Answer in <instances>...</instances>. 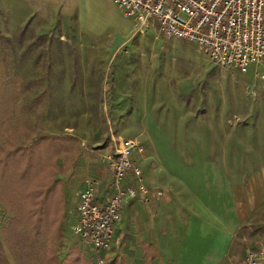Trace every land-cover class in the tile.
Wrapping results in <instances>:
<instances>
[{"label": "rangeland", "instance_id": "obj_1", "mask_svg": "<svg viewBox=\"0 0 264 264\" xmlns=\"http://www.w3.org/2000/svg\"><path fill=\"white\" fill-rule=\"evenodd\" d=\"M0 38V264H93L74 212L88 177L110 198L113 139L143 147L132 159L161 192L126 201L116 242L129 246L113 264H152L130 249L145 241L180 247L157 264H203L223 227L234 233L215 264L263 241V74L138 31L112 0H0Z\"/></svg>", "mask_w": 264, "mask_h": 264}, {"label": "built area", "instance_id": "obj_2", "mask_svg": "<svg viewBox=\"0 0 264 264\" xmlns=\"http://www.w3.org/2000/svg\"><path fill=\"white\" fill-rule=\"evenodd\" d=\"M126 18L141 31L154 24L168 40L184 41L204 51L220 67L254 76L264 75V0H112ZM143 153L135 140L113 139L112 152L104 156L112 173V194L105 204L98 199L99 182L84 180L75 206L74 236L85 241L96 264H105L114 229L127 200L148 205L150 192L161 196L158 187L143 184L141 169L132 154ZM264 228V227H263ZM235 264H264V239Z\"/></svg>", "mask_w": 264, "mask_h": 264}, {"label": "crops", "instance_id": "obj_3", "mask_svg": "<svg viewBox=\"0 0 264 264\" xmlns=\"http://www.w3.org/2000/svg\"><path fill=\"white\" fill-rule=\"evenodd\" d=\"M99 193H100V188L98 190V198L100 197ZM77 201H78V199H77ZM125 203L123 204L122 209H121L120 221L118 222V224L115 226V229H114V237H113V241H112L110 250L103 254L104 258L106 255H108V263L109 264H113L114 261H116L118 259L120 254H121V256L124 255L126 257L125 253L123 254V251L127 249V246H129V245L124 244L123 246L119 247V243L116 242L117 230H118L119 223L122 220L123 208H124ZM254 205H255V201H254ZM144 206L149 207V205H144ZM241 209H242V212H240V213H238L237 210L234 212L235 220L233 223V227H235V225L238 224L239 222H242V220L244 219L243 217L247 216V214L249 213V210H247L246 214H245L243 207ZM74 219H75V212H74ZM74 224H75V220H74ZM222 230L223 231H218L216 233L214 239L212 240V245L207 248L206 253L204 252V255H203L204 261H202L203 264H215L214 262L219 261L222 258V256H224L226 249L228 248V245H229L230 236L234 233V228L232 230V228L229 229L227 227H223ZM179 248L180 247L178 245H173L170 243L148 242V241L140 242V243H137L135 246L130 247V249H132V250L139 251V252H136V255H134L135 258H137L139 256H146L147 257L146 260L152 264H155V263L157 264V261L161 260L160 257H164L165 260L168 258L169 259L172 258L175 260L176 257H178V255H177L178 251L177 250ZM151 250L154 253L156 252V257L150 256L149 251H151ZM93 264H96L95 259L93 261Z\"/></svg>", "mask_w": 264, "mask_h": 264}, {"label": "trees", "instance_id": "obj_4", "mask_svg": "<svg viewBox=\"0 0 264 264\" xmlns=\"http://www.w3.org/2000/svg\"><path fill=\"white\" fill-rule=\"evenodd\" d=\"M0 40H1V42H3V38H0ZM4 63V65L6 64V59H3L2 60ZM7 65V64H6ZM10 102H7L3 107H4V109H5V111H10ZM36 104H37V102L36 103H30V105H25V107H24V109H25V112H34L35 110H36ZM26 108H27V110H26ZM29 114V113H28ZM9 116H11V115H9Z\"/></svg>", "mask_w": 264, "mask_h": 264}]
</instances>
